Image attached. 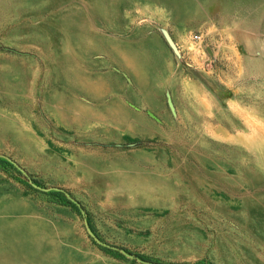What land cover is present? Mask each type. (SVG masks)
<instances>
[{"label": "rangeland", "instance_id": "374dc122", "mask_svg": "<svg viewBox=\"0 0 264 264\" xmlns=\"http://www.w3.org/2000/svg\"><path fill=\"white\" fill-rule=\"evenodd\" d=\"M0 191V264H264V0H0Z\"/></svg>", "mask_w": 264, "mask_h": 264}, {"label": "crops", "instance_id": "0c3cea01", "mask_svg": "<svg viewBox=\"0 0 264 264\" xmlns=\"http://www.w3.org/2000/svg\"><path fill=\"white\" fill-rule=\"evenodd\" d=\"M0 209L3 210L4 214H9L14 211L26 212L30 214L34 218V221L39 224L48 220L47 215L38 209V206L35 202L15 194H7L4 191H0ZM52 212L57 217V219L66 221V223H64L65 226L63 228H59L60 232L62 233L60 234L62 235L60 237L63 239L64 245L62 251L68 253L72 257H79V252L73 249L72 243L70 241L71 237L73 236L72 233L74 235L77 234L75 216L66 208L56 207L52 209ZM57 226L58 225H56V227ZM97 264H109V262L106 260H98Z\"/></svg>", "mask_w": 264, "mask_h": 264}, {"label": "water", "instance_id": "95a60500", "mask_svg": "<svg viewBox=\"0 0 264 264\" xmlns=\"http://www.w3.org/2000/svg\"><path fill=\"white\" fill-rule=\"evenodd\" d=\"M161 34L167 44V46L170 48V50L172 51V53L177 57L180 58L181 55L176 47V45L174 44L172 38L170 37L169 33L165 30V29H161Z\"/></svg>", "mask_w": 264, "mask_h": 264}, {"label": "built area", "instance_id": "2783aa9c", "mask_svg": "<svg viewBox=\"0 0 264 264\" xmlns=\"http://www.w3.org/2000/svg\"><path fill=\"white\" fill-rule=\"evenodd\" d=\"M191 38L196 43L201 42V35L200 34H193Z\"/></svg>", "mask_w": 264, "mask_h": 264}]
</instances>
